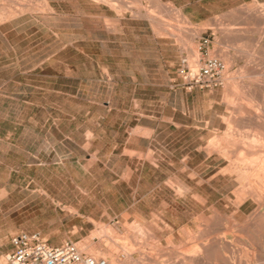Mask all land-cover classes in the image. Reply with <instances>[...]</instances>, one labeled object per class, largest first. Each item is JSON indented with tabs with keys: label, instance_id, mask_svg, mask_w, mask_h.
I'll return each mask as SVG.
<instances>
[{
	"label": "rangeland",
	"instance_id": "rangeland-1",
	"mask_svg": "<svg viewBox=\"0 0 264 264\" xmlns=\"http://www.w3.org/2000/svg\"><path fill=\"white\" fill-rule=\"evenodd\" d=\"M134 1L47 0L48 10L36 0H0V94L29 88L46 97L47 89L55 101L80 87L83 98L125 104L144 127L130 129L127 148L126 133L108 139L116 146L108 162L107 145L96 154L85 138L82 149L63 153V168H53L60 161L52 156L50 188L62 198L52 201L29 179L40 171L28 166L27 123L18 128V107L0 97V245L31 230L91 255L87 245H100L117 264H264V206L240 197L264 193V0H228L202 21L165 0ZM201 36L224 63L225 83L172 88V55L192 65L190 46ZM128 156L144 166L126 188Z\"/></svg>",
	"mask_w": 264,
	"mask_h": 264
},
{
	"label": "crops",
	"instance_id": "crops-1",
	"mask_svg": "<svg viewBox=\"0 0 264 264\" xmlns=\"http://www.w3.org/2000/svg\"><path fill=\"white\" fill-rule=\"evenodd\" d=\"M165 1L175 4L174 6L178 7L189 20L195 21L198 19L202 21L226 9L228 0ZM162 46V41L155 42V57L162 56ZM176 57V55H172V63L174 64H178L179 61V59L176 60ZM18 85L22 86V84ZM2 90L3 84H0V92ZM29 90L28 88V92H26L24 88H18L15 93L16 97L3 96L2 93L0 97L11 99L12 104H16L18 107L17 121L21 125L18 128L24 126L22 123H27L26 136L28 138L27 146L29 149L27 153L33 158V161L28 166L37 167V170L40 171V173H36L35 176L29 179L35 185L46 187L42 190L48 195L47 198L49 200H62L61 196L52 195L50 188L55 184L54 181H56V176L53 174L52 169H50V164L54 163L51 161L52 156L59 158L60 161L59 163H55L56 167L53 168L56 170L63 168V153L72 154L73 149L74 151H76V148L82 149L84 143L82 139L85 138L87 139L85 144L91 147L96 144V154H99L102 147L107 145L108 162L114 158L116 149L113 140L109 144L108 139L118 138L122 136L121 133L123 135L126 133L127 148V144L132 142L129 133L130 129H144L140 124L141 115L139 113L131 112L125 104L121 106L116 105L115 101L111 98L105 100H98L96 97L83 98L81 97V92L83 91L80 87L75 88L74 93L76 96L70 99L58 97L59 99L55 101H52L48 96L50 90H44L46 91V97L44 95L36 97L34 91L32 96ZM55 93L58 94L60 92ZM54 102H57L58 105ZM52 106L58 107V114L52 115ZM133 121L135 125L131 127ZM133 140L134 142H139L137 138ZM67 148L70 150H66ZM143 166L144 163L141 164V161L135 158V156L126 157V170L130 172L127 175L126 188L133 186L131 179ZM80 190L87 192L82 188ZM26 232L34 231L27 230ZM7 233L11 234V231ZM9 249L10 243L4 247L0 245V254L5 253Z\"/></svg>",
	"mask_w": 264,
	"mask_h": 264
},
{
	"label": "built area",
	"instance_id": "built-area-1",
	"mask_svg": "<svg viewBox=\"0 0 264 264\" xmlns=\"http://www.w3.org/2000/svg\"><path fill=\"white\" fill-rule=\"evenodd\" d=\"M209 45L208 38H199L198 58L192 65L186 54L180 56L172 88L192 92L213 91L222 86L225 65L208 54ZM9 243L10 249L1 254L0 264H108L106 259L88 254L71 240L51 244L37 231H20L11 236Z\"/></svg>",
	"mask_w": 264,
	"mask_h": 264
},
{
	"label": "bare ground",
	"instance_id": "bare-ground-1",
	"mask_svg": "<svg viewBox=\"0 0 264 264\" xmlns=\"http://www.w3.org/2000/svg\"><path fill=\"white\" fill-rule=\"evenodd\" d=\"M37 1V4L38 5H42V6H44L46 9H51L50 7H49V3L47 2V0H36ZM90 1H92L94 4H105V5H114L115 3V1L113 2V0H90ZM134 2H136L137 4H139V0H135ZM156 2V1H155ZM128 3V2H127ZM135 3V4H136ZM136 4V5H137ZM154 4V3H153ZM117 5V4H116ZM120 5V4H119ZM156 5V4H155ZM114 7V6H113ZM1 15V14H0ZM181 15V14H180ZM257 15V14H256ZM260 15H261V13H260ZM260 15H257V19H258V21L259 22H263L264 20V18L262 17V16H260ZM3 16V15H2ZM183 17V16H182ZM262 17V18H261ZM184 18V17H183ZM6 19V18H5ZM247 19V18H246ZM1 20H3V19H1ZM201 29H202V27H201ZM173 34V33H172ZM193 37H195V36H193ZM189 43H192V41L191 42H189ZM190 48L192 49V56H191V59L193 60L192 61V63H194L196 60H197V58H198V53H197V47H195L194 46V44L192 43L191 44V46H190ZM189 58V57H188ZM189 60H190V58H189ZM190 63H191V61H190ZM248 65V64H247ZM246 71H249L248 69L246 70ZM252 74L254 73V71H252V69H251V71H250ZM246 73V72H245ZM256 73V72H255ZM254 73V74H255ZM253 74V75H254ZM260 74V73H259ZM243 76H245V75H243ZM241 78H242V76H241ZM243 78H245V77H243ZM223 83H225V76H224V80H223ZM236 87V86H235ZM232 91V90H231ZM230 92V91H229ZM246 94V93H245ZM230 95V94H229ZM229 95H228V97H229ZM234 95H235V93H234ZM236 96V95H235ZM253 99V98H252ZM248 101H250V100H248ZM244 105V104H243ZM239 107H241V106H239ZM247 107H248V105H247ZM246 107V108H247ZM259 107V106H258ZM243 108V107H242ZM260 108V107H259ZM258 108V109H259ZM248 109V108H247ZM250 109V108H249ZM233 110V109H232ZM234 110H236V108L234 109ZM250 110H252V109H250ZM239 112H243L242 111V109H239V111L237 110V113H239ZM252 112H253V110H252ZM254 112H256L255 110H254ZM257 113V112H256ZM256 113H255V115H256ZM247 114H250L249 112H247ZM251 115H252V113H251ZM251 115H249V116H251ZM259 115V114H258ZM254 117V116H253ZM257 122V121H256ZM258 123V122H257ZM254 124H255V122H254ZM253 124V125H254ZM256 125V124H255ZM259 128V127H258ZM255 135V134H254ZM257 136V135H256ZM249 138V137H248ZM254 138V137H253ZM256 138V137H255ZM252 139V138H251ZM255 140V139H254ZM260 140V139H259ZM264 140V139H263ZM254 142V141H253ZM258 142V141H257ZM260 142V141H259ZM226 143V142H225ZM260 144V143H259ZM243 146V145H242ZM210 147V146H209ZM229 147V146H228ZM223 148V147H222ZM213 149H215L216 150V148H210V151L211 152H213V151H215V150H213ZM221 149V148H220ZM218 150V149H217ZM222 150V149H221ZM221 150H219V151H221ZM223 151H225V150H223ZM222 151V152H223ZM229 151V150H228ZM257 151V150H256ZM229 152H231V151H229ZM247 152V151H246ZM252 153H253V151H251ZM220 153V152H219ZM233 153V152H232ZM241 153V152H240ZM227 154V153H226ZM248 154H249V152H248ZM255 154H257V153H254V155ZM258 155H259V153H258ZM249 156H251V155H249ZM261 157V156H260ZM224 158V157H223ZM226 158V157H225ZM228 158V157H227ZM263 158V157H262ZM264 159V158H263ZM249 160V159H248ZM251 160V159H250ZM255 161V160H254ZM249 162V161H248ZM233 163V162H232ZM240 163V162H239ZM242 163V162H241ZM254 163V162H253ZM264 164V163H263ZM232 166V165H231ZM249 166V165H248ZM234 167V166H233ZM263 167V166H262ZM262 167H260V169L262 168ZM236 168V167H235ZM234 168V169H235ZM253 168V167H252ZM237 169V168H236ZM249 170H250V168H248ZM259 169V170H260ZM264 169V168H263ZM245 170V169H244ZM262 170V169H261ZM237 171V170H236ZM239 172L241 173V170H239ZM245 172H246V170H245ZM249 172V171H248ZM243 173H244V171H243ZM246 174H248V173H246ZM242 175V174H241ZM244 175V174H243ZM250 175V174H249ZM245 176V175H244ZM251 176V175H250ZM264 179V178H263ZM257 181V180H256ZM249 183V182H248ZM254 185V184H253ZM179 186H180V184H179ZM255 186V185H254ZM184 187V186H183ZM182 187V188H183ZM184 189V188H183ZM245 190V189H244ZM263 191H261V193H262ZM261 193H258L256 190H255V188H250V189H248V192L246 193V195H245V197H243V194L242 195H240V197L243 199V200H247V199H252V201L254 200V201H256L257 202V204H260V205H263L264 206V193L263 194H261ZM260 219V218H259ZM263 219V218H262ZM219 220V219H218ZM217 222V221H216ZM106 231H108L107 229H105ZM109 232H110V230H109ZM108 232V233H109ZM99 233V232H98ZM102 239V238H101ZM102 242V241H101ZM101 242L99 243V244H101ZM220 242V241H219ZM255 244V243H254ZM79 246V245H78ZM108 246V245H107ZM80 247V246H79ZM82 250H84V251H86V249H84L83 247H80ZM87 249H91L92 251H94L93 253H94V255L93 256H95V257H103L104 259H106L107 260V262H108V264H117V257L115 258L114 257V255L112 254V252H110V251H112V250H108V249H105L106 251H103L102 250V248H101V246L100 245H95L94 243H89V245H87ZM111 249H113V248H111ZM228 251V250H227ZM88 254H90L88 251H86ZM114 253V252H113ZM130 256V255H129ZM220 257V256H219ZM154 264V263H153Z\"/></svg>",
	"mask_w": 264,
	"mask_h": 264
}]
</instances>
